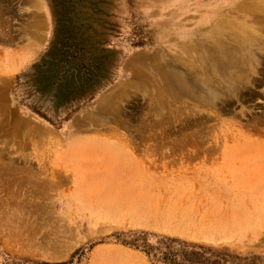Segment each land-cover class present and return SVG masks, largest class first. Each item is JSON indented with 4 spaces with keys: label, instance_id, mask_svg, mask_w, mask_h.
<instances>
[{
    "label": "rangeland",
    "instance_id": "rangeland-1",
    "mask_svg": "<svg viewBox=\"0 0 264 264\" xmlns=\"http://www.w3.org/2000/svg\"><path fill=\"white\" fill-rule=\"evenodd\" d=\"M255 1L0 0V264H264Z\"/></svg>",
    "mask_w": 264,
    "mask_h": 264
},
{
    "label": "bare ground",
    "instance_id": "bare-ground-1",
    "mask_svg": "<svg viewBox=\"0 0 264 264\" xmlns=\"http://www.w3.org/2000/svg\"><path fill=\"white\" fill-rule=\"evenodd\" d=\"M263 5L264 0H258L254 2V5L251 4L246 6L244 10L246 13L254 14V16L259 12L264 15ZM225 28L232 30L233 33L235 32V41L240 43V47L235 45V47H230L226 45V43L221 41L224 40V35H220L219 38L221 40L219 41L218 46L221 59L220 61H217L218 67L216 68V72L220 70V62H223L224 66H227L226 70H228L227 74L230 77V83L234 86L246 85L250 80V72L255 70L254 66L256 64L257 51H264V28L258 30L252 26H246V24H240L238 26L228 24L224 29ZM253 62L254 65L252 64Z\"/></svg>",
    "mask_w": 264,
    "mask_h": 264
}]
</instances>
